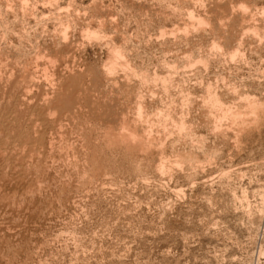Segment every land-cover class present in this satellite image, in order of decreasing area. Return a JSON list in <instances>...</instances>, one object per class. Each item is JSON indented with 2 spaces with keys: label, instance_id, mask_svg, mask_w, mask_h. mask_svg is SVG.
<instances>
[{
  "label": "rangeland",
  "instance_id": "rangeland-1",
  "mask_svg": "<svg viewBox=\"0 0 264 264\" xmlns=\"http://www.w3.org/2000/svg\"><path fill=\"white\" fill-rule=\"evenodd\" d=\"M58 1V5L39 4L37 7L46 16L54 13L55 19L41 21L39 33L42 36L38 40L33 34L27 38L29 41L26 40L21 52L22 55L25 51L29 53V61H35L31 57L39 52L38 45L40 50L55 55L56 48L51 40L60 35L58 31L56 35L53 33L58 14L62 22L68 21L73 26L70 29L73 47L69 57L71 64H75V71L88 70L100 64L106 59L107 49L96 44L95 40L83 39L79 33L87 24L98 25L93 17L101 6L104 10V13L101 12L102 25L107 32H117L114 36H120L119 40L115 38L118 42L130 37V48H133V44L134 51L139 52V62L156 66L165 57L162 50L163 46L167 48L168 44L164 45L166 38L154 35V25L149 27L147 12L139 13L131 3H126L124 9L117 0H74L73 4L70 0ZM93 5L95 10L91 8ZM113 7L116 8L114 15L118 17L116 24L111 23V12L108 10ZM32 18H28L27 22L34 26L36 19ZM156 36L160 41H156ZM245 40L244 47L241 46V51L244 50L242 56L239 54L234 60L227 56L220 59L213 57L209 59L210 64L209 60L206 63L208 69L202 64L196 65L187 70L190 78L181 85L194 89H191L195 95L193 98L198 96L196 98L199 100L204 94V85L209 82L214 84V88L218 86L216 91L222 94L226 103L234 99L238 103L241 97L242 100H258V116L261 117L256 114V118L259 121L248 124L239 135L233 130L225 132L224 123V127H221L224 133H220L221 129L215 131L210 126L212 121L209 120V125L204 115L208 108L204 107L206 111L202 106L198 108L193 105V109L189 106L185 112L190 119L196 116L191 125L193 133L200 137L183 144L181 150H185L190 157L186 155L188 162L180 166L181 171L174 167L175 172L162 175L152 168L149 169L153 172L146 168L135 170L137 168L132 163L125 161L124 164L113 163L112 171L103 174L91 185L86 184V177L80 175L76 179V174L68 169L70 145L80 147L78 151L86 149L79 134H70L72 123L70 109H67L60 120L62 127L59 129L60 133H68L67 136H59L55 132V147L49 152L52 158L44 156L46 149L42 150L43 156L28 152L23 153L25 156L21 155L23 159H28L29 162L23 160L26 164L44 160L49 167L54 166L51 167L52 173L59 175V178L55 175L57 187L50 190L56 194V200L49 207L43 197L38 198L31 213H24L28 217L21 214L23 218L21 215V218L9 216L14 214L12 210L17 206L13 207L15 204L11 201L6 204L0 213V237H6L0 241L4 247L0 264H264V39L262 42ZM173 55L174 52H169L166 57L171 59ZM45 62L41 59L26 70L39 76L38 81L44 85V91L49 89V84L44 82L46 79L40 76ZM174 80L182 78L176 75ZM36 89L34 96L38 93ZM151 89L160 91L162 88L153 85ZM171 103L169 101L166 109L172 104L176 105L175 102ZM179 108L177 103L172 108L173 112ZM90 119L93 122L91 125H94L95 120ZM225 133L230 134L226 136ZM11 141V150L14 151L15 142ZM12 151L5 154L10 157L12 154L9 153H14ZM83 168L82 165L81 172ZM114 168L118 172L115 173ZM68 170L71 173L66 174ZM46 174L40 172L39 180H45ZM70 185L74 191L71 196ZM78 186L83 189L76 191ZM6 208L10 210L8 213ZM24 219L27 222L20 224ZM12 244L16 250L24 246L25 251H12Z\"/></svg>",
  "mask_w": 264,
  "mask_h": 264
},
{
  "label": "bare ground",
  "instance_id": "bare-ground-1",
  "mask_svg": "<svg viewBox=\"0 0 264 264\" xmlns=\"http://www.w3.org/2000/svg\"><path fill=\"white\" fill-rule=\"evenodd\" d=\"M118 1L122 3L121 7L124 9L126 3H131V6L139 13L147 12L149 27L154 25L152 30L155 32L154 35L166 38L164 45H172L171 48L170 45H166L167 48L163 46L162 51L165 56L163 60H158L156 66L143 61L139 62L141 60L139 52L134 51L133 44V48H130L131 38L124 37L122 42H118L115 38L119 40L120 36H114L117 32L113 30L107 32L108 30L102 25L101 12L104 13V10L101 6L93 17L97 19L98 25L95 27L87 24L80 29L79 34L83 39L95 40L96 44L105 47L106 59L88 70L75 71V64H71L72 59L70 60L71 56L69 57L73 47L70 40L72 24L68 21L62 22L57 14L53 33L56 35L58 31L60 35L58 33L59 37L55 36L51 40L56 48L55 55L50 54L49 51L40 50L38 45L39 52L33 53L34 57H31V60L34 59L36 62L41 59L46 61L40 75L46 79L44 82L49 84V89L46 88L44 91V85L42 86L38 81L39 76L26 71L36 62L29 61V53L25 51L22 55L21 51L26 46L25 42L29 41L27 38L32 34L38 40L41 35L39 28L42 20L55 19L54 13L48 16L40 13L37 9L38 5H58L59 1L0 0V213L10 201L13 205L15 204L13 207H18L17 210H15L17 207L12 210V212L15 211L14 214L11 212L15 216L9 215L15 218L20 217L21 214L24 216V213L28 212L27 215H29L34 207L33 204L40 197L45 199L49 207L55 202L56 194L50 189L57 187L56 176L59 178V175L52 173L54 166L49 167L44 160L36 164L33 162L26 164L24 162L26 158L23 159L21 155L28 152L31 155L43 156L42 150L46 149L44 156L51 159L49 152H52L55 147V132L59 136L68 133H60L59 129L62 127L60 120L63 119L67 109H70L69 118L72 123L70 134H79L86 149L78 151L80 147L74 148L70 143V168L68 169L76 174V179L80 175L86 177V184L91 185L103 174L110 173L113 163L124 164L125 161L132 163L137 168L135 170L152 168L154 172L162 174L175 172L173 169L177 167L181 171L180 166L189 156L185 150H181L184 147L183 144L200 137L193 133V125H191L194 124L196 119H192L196 116L190 119L185 112L189 106L197 105L198 108L202 106L205 110L208 108L204 115L208 121H212L211 125L209 121V125L215 131L224 127L225 123V132L233 130L238 133L236 135H239L248 124L258 120L260 109L258 100H242L241 97L238 103L234 102L235 99L226 103L221 97L222 94L216 91L218 86L214 88V84L210 82L204 85V94L199 100L196 98L198 96L193 98L195 95L192 90L194 89L185 88L181 83L185 84L190 78L187 70L199 64L208 69L206 63L213 57L227 56L234 60L237 55L242 56L241 52L244 50L241 51V46L244 47L246 38L253 42H262L264 0ZM70 3L73 4L74 0H70ZM94 6L91 7L93 10H95ZM114 9L116 10L114 7L108 10L111 12V23L116 24L118 17L114 15ZM30 17L36 19L34 26L27 22ZM157 40L160 41L156 36ZM169 52H174L171 59L166 57ZM150 66L153 67L150 68ZM176 75H180L182 80H174ZM200 75H202L201 71ZM201 83L204 84L203 81ZM153 85L155 87L160 85L162 89L153 91L151 89ZM35 88L38 90L36 96L33 95ZM173 92H175L174 95ZM42 96H44L43 100ZM147 98L151 100L148 101ZM169 101L175 102L176 105L178 103L181 107L180 111L178 109L173 112L176 105L172 103L171 106L174 107L168 106L166 109ZM200 112L203 113V111ZM90 118L95 120L94 125H91ZM197 124L199 126L198 122ZM219 132L224 133L222 129ZM225 135L223 134V137ZM11 140L15 142L14 151L11 150L13 149L10 146ZM10 150L14 153H9L12 155L8 157L5 153L11 152ZM26 160L29 162L28 159ZM82 165L85 168L81 172ZM115 168L113 171L116 170ZM153 170L150 171L153 172ZM40 172L47 173V177L44 175L45 180H39ZM71 172L68 170L66 174ZM62 185L64 186L63 183ZM70 188L71 196L74 191L71 185ZM82 189L83 187H76V191ZM8 209L7 213L10 211ZM27 220L20 224H24ZM5 221L7 220L3 222ZM5 238L3 235L0 241ZM1 245L0 243V260L4 250ZM12 247L14 249L15 246L12 244ZM22 247L19 248L21 252L25 251V247Z\"/></svg>",
  "mask_w": 264,
  "mask_h": 264
}]
</instances>
